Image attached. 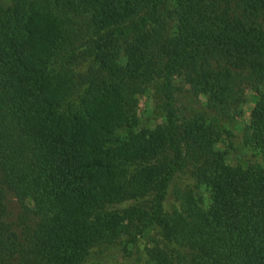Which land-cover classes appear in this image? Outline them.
Segmentation results:
<instances>
[{
    "label": "trees",
    "instance_id": "1",
    "mask_svg": "<svg viewBox=\"0 0 264 264\" xmlns=\"http://www.w3.org/2000/svg\"><path fill=\"white\" fill-rule=\"evenodd\" d=\"M260 84L264 0H0V264H264Z\"/></svg>",
    "mask_w": 264,
    "mask_h": 264
},
{
    "label": "rangeland",
    "instance_id": "2",
    "mask_svg": "<svg viewBox=\"0 0 264 264\" xmlns=\"http://www.w3.org/2000/svg\"><path fill=\"white\" fill-rule=\"evenodd\" d=\"M126 59H121V65H126ZM251 86V85H250ZM247 85L245 92V102L240 106L241 117L237 118L235 127L237 132H241L247 125L251 123L252 120V112L254 111L256 104L259 99V94L264 93L263 85H256L250 87ZM60 91V89H59ZM138 108H137V118L135 122V126L132 128V131L139 132L142 130H154L158 125L164 123V119L159 117L155 113V107L153 104V90H145L141 91L138 94ZM106 102L112 104L113 100H106ZM186 104V102H185ZM197 108L206 107L208 104V99L202 97L197 102ZM126 131L122 130L118 132L116 135L119 138H123L126 135ZM214 149L220 152H227V144L223 136L218 135L216 137V143L214 145ZM245 153H249L247 150H244ZM227 161L230 165L237 162L236 157L231 152L227 153ZM10 211L11 219L15 224V231L18 233L20 238L26 240L31 232V228L33 225L32 218H30V214L25 211V209L21 206V204L16 199H10ZM26 204L29 205V208L33 209L34 205L28 200ZM154 237L159 239V237L154 236L152 234L147 239H140L137 247H133L132 245H127L128 249L132 251V256L136 262H139L138 256H140V250L146 245L150 247L153 246L152 241ZM126 245V239H123L115 248L116 250H121L122 246ZM133 261V260H132ZM133 261L131 264H135Z\"/></svg>",
    "mask_w": 264,
    "mask_h": 264
}]
</instances>
